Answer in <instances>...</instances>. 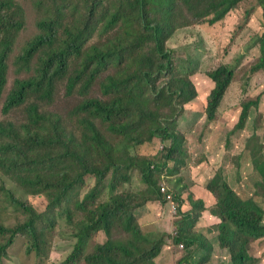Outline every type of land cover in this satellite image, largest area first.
I'll use <instances>...</instances> for the list:
<instances>
[{
	"label": "trees",
	"instance_id": "obj_1",
	"mask_svg": "<svg viewBox=\"0 0 264 264\" xmlns=\"http://www.w3.org/2000/svg\"><path fill=\"white\" fill-rule=\"evenodd\" d=\"M25 1L0 0V105L8 117L0 120V264L19 237L27 254L44 260L54 236L72 248L55 264H157L171 241L186 248L178 264L207 263L212 245L194 231L204 212L217 223L230 264H249L250 243L264 237V207L240 195L224 169L207 186L217 201L211 208L191 198L193 208L184 211L179 184L166 187L179 204L176 235L145 232L141 224L150 203L171 205L160 182L178 170L168 161L183 162L178 119L199 95L193 72L180 68L166 43L178 29L227 22L247 0H30L33 11ZM257 2L264 12V0ZM30 16L37 18L27 33ZM260 45L252 72L264 69V34ZM236 68L223 64L207 73L214 83L210 122ZM58 94L75 99L64 114L46 108ZM259 105L260 98L242 105L236 131ZM14 113L17 119H9ZM156 137L169 144L154 157L133 152ZM133 173L144 188L123 189ZM24 194L44 198V211ZM101 232L105 240L88 249ZM198 249L205 251L200 262Z\"/></svg>",
	"mask_w": 264,
	"mask_h": 264
},
{
	"label": "rangeland",
	"instance_id": "obj_2",
	"mask_svg": "<svg viewBox=\"0 0 264 264\" xmlns=\"http://www.w3.org/2000/svg\"><path fill=\"white\" fill-rule=\"evenodd\" d=\"M15 1L22 3L21 0ZM23 5L26 7L25 10L33 11V3L30 0L23 2ZM257 7V0H247L230 15L227 22L216 26L198 24L178 29L166 43V47L173 51L174 60L180 64V68L193 72V74L191 72V79L199 91L198 98L187 105L188 109L178 119L177 133L185 136L183 162L177 165V162L168 161L167 164L170 168L178 166V170L163 175L164 178L160 182L169 188L179 184L178 190L184 192L182 196L185 200L184 206H182L184 211L193 208L191 198L196 201L203 200L208 208L217 203L215 195L207 186L214 176L223 169L240 195L253 198L264 207V185H260L261 175L264 176V69L252 72V68L261 60L260 36L264 34V12ZM249 13H252V16ZM36 18L35 16L34 22L32 16L27 18V33L34 29ZM25 30L21 33V38H25ZM223 64L237 66L236 76L221 103L216 120L210 122L206 114V106L214 83L207 73ZM259 98L260 105L252 109L247 127L236 131V122L239 120L242 105L247 101H255ZM73 102L75 99L65 98L58 94L53 104H49L46 108L52 112L64 114ZM2 119L5 120L8 117L1 114L0 105V120ZM9 119H17V114H12ZM255 134L256 136L252 138ZM168 144L169 141L163 142L159 137H156L152 142L137 145L132 150L142 156L154 157L164 145ZM253 152L254 154H252ZM250 154L257 158V164L251 163L248 158ZM177 158H182V156L179 154ZM257 165L261 170V175L255 170ZM142 188H144V184L140 181L138 174L133 173L131 182L124 185L123 189L138 191ZM106 194L107 191H104L103 199L106 198ZM24 198H29L39 211H44L46 203L44 198L28 197L25 194ZM155 203L158 202L149 204V213L147 210L143 211L145 217L141 219V224H144L142 228L149 233L176 235L172 222L179 220V208L175 212L171 205L166 203L156 210L153 209ZM176 203L178 202L176 201ZM162 211L164 217H161ZM204 214L206 213L204 212ZM206 216L208 214L203 219L207 218ZM208 227L207 222H201L200 225L198 223L194 226V231L204 236ZM212 230L209 229L211 239L214 241L211 251L213 253L219 248L218 258L200 264L225 262L226 260L220 257L222 252L224 258L230 259L228 250L220 248L217 223ZM169 239L167 238V241ZM205 239L210 242V239L206 237ZM104 240V234L98 233L90 240L88 249L93 244L101 243ZM170 244L176 253L174 251L173 254L170 253V248L167 247L169 244H166L155 259L157 264H178L184 256L185 247L172 241ZM26 246L25 238L19 237L10 250L6 263L55 264L65 259L72 250L67 239L54 236L53 248L49 255L42 260L33 253L27 254ZM177 253L178 257L175 256ZM249 253L253 257L249 264H264V237L250 243ZM204 254L205 251L199 249L196 253L198 257L195 259L200 262ZM80 264L85 263L81 262Z\"/></svg>",
	"mask_w": 264,
	"mask_h": 264
},
{
	"label": "crops",
	"instance_id": "obj_3",
	"mask_svg": "<svg viewBox=\"0 0 264 264\" xmlns=\"http://www.w3.org/2000/svg\"><path fill=\"white\" fill-rule=\"evenodd\" d=\"M205 199V198H204ZM155 205V208H153V209H156V210H159L161 207H163L162 205V203H155L154 204ZM152 209V208H151ZM152 213H153V211H152ZM205 215L206 214H204V216L202 215L201 216V218L199 219V221H198V223H199V225H200V223L201 222H207L208 223V225H209V227L207 228V232H206V234L204 235L206 238H208V239H210V244L212 245V243L214 242L211 238V233H210V231H209V229L210 230H212V229H214V227L213 228H211L212 227V223L213 222H210L209 220H211L212 219V217L210 216V215H208V216H206L207 218H205V219H203L204 217H205ZM144 217H145V215H144ZM161 217H164L163 216V211H162V215H161ZM206 219H209V220H206ZM212 221H214V220H212ZM156 223H159V222H156ZM197 223V224H198ZM172 226L175 228V225H174V222H172ZM142 227H144V224L142 223ZM212 231H214V230H212ZM218 240H219V237H218ZM168 248H170V253H172L173 254V251L175 252V250L172 248V246H167ZM221 248V247H220ZM218 249L219 248H217V251H215V252H213L212 254H211V257H210V259L208 260V262H211L212 260H215L216 258H218L217 257V255H219V252H218ZM199 250V249H198ZM216 250V249H215ZM176 253V252H175ZM175 256L176 257H178V253L177 254H175ZM196 258L198 257L197 255L195 256ZM220 257H222L223 259H225L226 261L225 262H218L217 264H229L230 263V261H228L226 258H224V253L222 252L221 254H220Z\"/></svg>",
	"mask_w": 264,
	"mask_h": 264
},
{
	"label": "built area",
	"instance_id": "obj_4",
	"mask_svg": "<svg viewBox=\"0 0 264 264\" xmlns=\"http://www.w3.org/2000/svg\"><path fill=\"white\" fill-rule=\"evenodd\" d=\"M161 193L165 195L166 200L171 203L172 210L177 212L179 205L174 200V195L172 193H169L165 186L161 187ZM181 247H185L184 244H181Z\"/></svg>",
	"mask_w": 264,
	"mask_h": 264
}]
</instances>
